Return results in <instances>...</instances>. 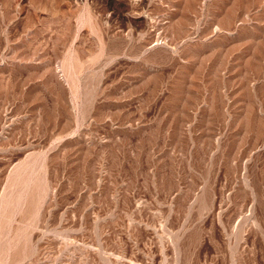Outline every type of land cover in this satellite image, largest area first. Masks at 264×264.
I'll return each mask as SVG.
<instances>
[{"label": "rangeland", "instance_id": "obj_1", "mask_svg": "<svg viewBox=\"0 0 264 264\" xmlns=\"http://www.w3.org/2000/svg\"><path fill=\"white\" fill-rule=\"evenodd\" d=\"M0 264H264V0H0Z\"/></svg>", "mask_w": 264, "mask_h": 264}]
</instances>
